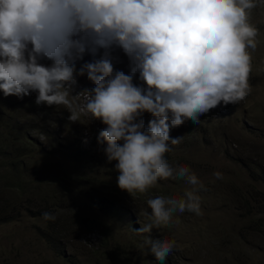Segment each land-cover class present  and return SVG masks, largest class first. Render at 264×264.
<instances>
[{"label": "clouds", "instance_id": "9594fccd", "mask_svg": "<svg viewBox=\"0 0 264 264\" xmlns=\"http://www.w3.org/2000/svg\"><path fill=\"white\" fill-rule=\"evenodd\" d=\"M256 6L254 0H0V90L19 98L36 92L37 105H63L69 120L77 121L81 108L69 99L78 75L75 61L118 46L79 70L92 80L86 84L79 75L83 110L106 125L98 140L107 142L108 161H116L118 186L143 193L168 178L194 186L184 198L147 200L151 222L136 230L150 233L168 226L177 211L200 213L196 192L203 185L188 168L174 170L165 157L183 140L170 132L186 121L198 124L210 110L226 115L249 95L248 49H256L258 34L249 10ZM127 58L132 74L116 71ZM137 72L147 87L133 83ZM144 113L154 117L147 127ZM146 242L160 261L174 246Z\"/></svg>", "mask_w": 264, "mask_h": 264}, {"label": "rangeland", "instance_id": "374dc122", "mask_svg": "<svg viewBox=\"0 0 264 264\" xmlns=\"http://www.w3.org/2000/svg\"><path fill=\"white\" fill-rule=\"evenodd\" d=\"M254 2L257 6L249 10V22L258 29V34L256 49H248L252 57L248 78L251 89L249 95L244 100L232 104V111L226 115L216 112L211 114L212 110H210V115L207 113L201 116L198 124L187 121L170 132L172 137L183 136L182 142L171 145L172 151L169 152L176 160L174 161L176 169L185 166L191 169L196 168L199 173L198 175L193 172L203 185L199 190L200 213L197 215L188 210L183 213L177 211L173 214L168 226L154 227L150 233H142L140 237L133 234L131 229L128 232L122 229V238L132 237L135 242H138L137 246L141 249V255L138 259L132 255L127 262L121 264H160L158 261L155 263L157 259L150 253L151 246L146 241H158L165 237L170 238L169 243H173L172 249L179 250L177 257L180 264H264V235L251 230V219L246 214L247 205H245L248 201L249 207L259 211L261 208L258 203L264 204V193L260 189H253L249 178L251 174L247 169L249 164L255 167L261 164L264 166V0H254ZM88 53L86 52L81 59L75 61L77 70L85 64ZM126 60L127 64L123 63L116 68V71L132 74L134 64L129 58ZM41 62L51 64V61L47 59ZM76 74H78L76 83L69 90V99L77 109L81 108L79 119L69 120L71 113L68 111L60 115L59 123H54L52 120H49V123L52 124L56 134L65 136H68V131L71 130L67 123H73L76 134L80 133V149L93 150L96 156L100 157L99 162L95 161L96 170L88 174L104 182H110L116 179L119 172L115 169L116 161L109 162L107 159L104 151L107 142L101 143L98 140L100 131L106 125L83 110L86 95L80 97L81 91L85 90L81 84L79 72L76 71ZM133 83L147 87L139 79V72L135 74ZM10 96L14 104L16 100H24L15 95ZM148 115L143 116L144 121ZM152 118L151 115L149 120L145 121L146 127ZM250 124L254 125L252 130L248 128ZM200 128L207 132L210 130L213 136L212 143L208 147L203 145V141L202 144L198 142L200 136L197 133H191L195 130L199 131ZM94 133L97 134V138ZM36 134L39 136L37 132ZM39 137L44 140V137ZM189 142L190 144L185 146ZM69 143L71 146L74 145L72 141ZM72 153L68 150L53 151L48 157L57 156L59 158L57 162L63 165L60 167L62 170L64 166L70 167L73 160H77L73 158ZM167 155L168 152L165 153V156ZM46 162H51L48 167L57 164L53 161ZM216 172H220L223 178L217 179L214 175ZM156 187L157 191H161V195L163 191H169L168 188H171V193L167 192L163 196L180 199L184 198L185 191L192 189L193 185L188 184L184 179H176L170 185L162 186L158 183ZM254 194L258 195L256 202L255 198H252L255 197ZM89 198L88 195L82 196L81 200L86 207L94 205ZM137 206L138 213L134 214L138 218L140 227L150 223L151 209L147 203ZM93 207L98 213L100 208ZM260 215L255 213L257 217ZM118 221L117 224H120ZM44 224V218L31 213L24 214L19 221L0 223V264H71L66 260L70 252H68V258L58 256L38 236V228L43 227ZM88 240L90 243H97L100 240L98 229H93L87 234H75L74 244L78 248L76 249V246L74 248L79 256L76 251L72 252L75 255L74 261L76 264H101L100 261L88 260L81 255V248L88 246Z\"/></svg>", "mask_w": 264, "mask_h": 264}, {"label": "trees", "instance_id": "16d2710c", "mask_svg": "<svg viewBox=\"0 0 264 264\" xmlns=\"http://www.w3.org/2000/svg\"><path fill=\"white\" fill-rule=\"evenodd\" d=\"M118 48L115 45L107 50L100 48L95 55L89 52L85 64L103 58L106 51L117 52ZM80 77L86 84L92 81L86 71ZM36 95L37 93L33 92L29 96H24V100H16L14 104L15 102H11V96L5 97L0 90V223L19 221L27 213L43 218L42 214L49 212L56 217L55 220L44 219L45 224L38 228L37 234L56 255L67 257L70 252L69 258L66 259L69 263L76 264L72 252L76 251L78 255L76 250L78 246L74 244L75 234H87L93 229H98L100 240L97 243H90L88 240V246L81 248V255L88 260L100 261L101 264H121L127 262L132 255L135 259L140 258L141 249L137 246L138 242L132 237L122 238V229L127 232L131 229L133 234L140 237L142 233L136 230L140 225L134 214L138 211L137 205L147 203L148 199L158 195L171 193V188H168L169 191H163L161 195L156 185L158 183L162 186L170 185L176 179H158L155 185L143 193L139 191L129 193L118 186V176L110 182L92 177L88 173L96 170L94 167L96 162L100 161V157H97L93 150L80 149V133L76 134L73 123H67L71 128L68 136L56 134L49 123V120L59 123L60 115L68 113V110L63 105H37ZM208 114L210 115V112ZM150 116L151 114L145 121L149 120ZM36 132L44 137V140L36 136ZM191 133H197L200 136L198 142L202 144L203 141L205 147L212 143L213 136L210 130L207 132L200 128L199 131ZM94 136L97 138L96 133ZM70 141L74 142L73 146L70 145ZM189 144L190 142L185 146ZM60 150L72 151L73 158L77 159L73 160L70 167L64 166L62 170L60 167L63 165L57 162L59 159L57 156L48 157L51 152ZM165 157L169 165L176 170L174 164L176 160L171 153L168 152ZM46 161L57 164L48 167L51 162ZM188 169L191 173L199 175L196 168ZM247 169L251 174L249 178L253 189H260L264 193V166L261 164L255 167L249 164ZM197 188L196 194L199 196L200 187ZM85 195L90 196L89 200L93 206L100 208L98 213L94 211L95 207L84 206L81 199ZM254 196L252 198H255L256 202L258 195ZM240 198L244 199L242 196ZM245 205L246 214L251 219V230L264 235V204L258 203L261 208L259 211L249 207L248 201ZM255 213L261 215L257 217ZM117 221L120 224H117ZM169 240L170 238L165 237L158 241L163 243ZM178 252L179 250L174 248L164 261L155 259V263L158 261L160 264H180Z\"/></svg>", "mask_w": 264, "mask_h": 264}]
</instances>
